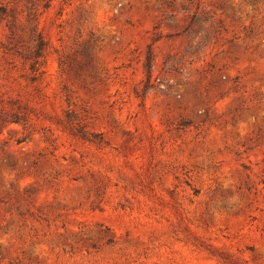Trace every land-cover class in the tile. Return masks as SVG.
<instances>
[{
  "label": "rangeland",
  "instance_id": "1",
  "mask_svg": "<svg viewBox=\"0 0 264 264\" xmlns=\"http://www.w3.org/2000/svg\"><path fill=\"white\" fill-rule=\"evenodd\" d=\"M0 264H264V0H0Z\"/></svg>",
  "mask_w": 264,
  "mask_h": 264
},
{
  "label": "trees",
  "instance_id": "2",
  "mask_svg": "<svg viewBox=\"0 0 264 264\" xmlns=\"http://www.w3.org/2000/svg\"><path fill=\"white\" fill-rule=\"evenodd\" d=\"M14 120L19 121L20 119L17 117V115H15Z\"/></svg>",
  "mask_w": 264,
  "mask_h": 264
}]
</instances>
